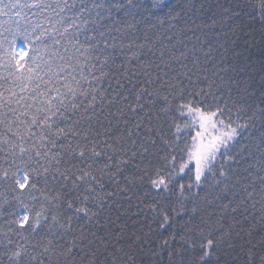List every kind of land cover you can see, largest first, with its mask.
<instances>
[{"label": "snow or ice", "instance_id": "obj_1", "mask_svg": "<svg viewBox=\"0 0 264 264\" xmlns=\"http://www.w3.org/2000/svg\"><path fill=\"white\" fill-rule=\"evenodd\" d=\"M151 8L0 0V264H264V0Z\"/></svg>", "mask_w": 264, "mask_h": 264}, {"label": "trees", "instance_id": "obj_2", "mask_svg": "<svg viewBox=\"0 0 264 264\" xmlns=\"http://www.w3.org/2000/svg\"><path fill=\"white\" fill-rule=\"evenodd\" d=\"M143 2L149 6V9L154 15L152 16V22L159 24V19H163L167 21L168 17L166 16V13H168L169 9L168 8H163L161 9H156V8H151L152 0H143ZM184 2V0H165V3L167 5L172 6L175 8L176 11H179V5H181ZM159 18V19H158ZM251 27L255 29L260 28V21L255 20V21H250ZM169 27L168 23L166 22L163 27L161 28V31H166L167 28ZM179 27V25H177ZM241 35V46L242 47H247V52L245 53V56L248 57L250 61L256 62V67L259 68V61L264 57V43L259 42V32L257 31L255 33V41H251L250 37L245 36L243 33ZM245 40H250V44L245 46L244 41ZM19 43V41H18ZM240 63H244V60L241 59ZM258 76V73H257Z\"/></svg>", "mask_w": 264, "mask_h": 264}]
</instances>
